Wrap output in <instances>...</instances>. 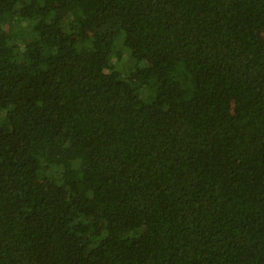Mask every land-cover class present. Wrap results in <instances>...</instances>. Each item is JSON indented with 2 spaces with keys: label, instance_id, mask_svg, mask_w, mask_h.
Returning a JSON list of instances; mask_svg holds the SVG:
<instances>
[{
  "label": "trees",
  "instance_id": "1",
  "mask_svg": "<svg viewBox=\"0 0 264 264\" xmlns=\"http://www.w3.org/2000/svg\"><path fill=\"white\" fill-rule=\"evenodd\" d=\"M83 2L0 0V264H264V0Z\"/></svg>",
  "mask_w": 264,
  "mask_h": 264
},
{
  "label": "rangeland",
  "instance_id": "2",
  "mask_svg": "<svg viewBox=\"0 0 264 264\" xmlns=\"http://www.w3.org/2000/svg\"><path fill=\"white\" fill-rule=\"evenodd\" d=\"M93 1L94 0H84L83 5L81 7L85 9L88 6V4H91ZM236 106H237V103L236 101H234V108H236Z\"/></svg>",
  "mask_w": 264,
  "mask_h": 264
}]
</instances>
